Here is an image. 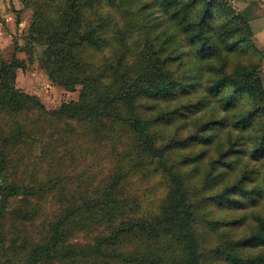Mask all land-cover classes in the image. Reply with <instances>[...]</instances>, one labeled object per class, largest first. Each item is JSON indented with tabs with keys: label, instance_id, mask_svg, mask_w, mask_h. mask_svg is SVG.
Instances as JSON below:
<instances>
[{
	"label": "trees",
	"instance_id": "obj_1",
	"mask_svg": "<svg viewBox=\"0 0 264 264\" xmlns=\"http://www.w3.org/2000/svg\"><path fill=\"white\" fill-rule=\"evenodd\" d=\"M20 1L26 58L0 56V263L6 217L32 223L55 195L62 208L22 239L18 264H264V48L251 24L264 5ZM35 59L52 82L81 85L78 100L48 109L20 88ZM75 135L87 167L39 162ZM135 179L153 182L135 196ZM81 231L98 234L74 242Z\"/></svg>",
	"mask_w": 264,
	"mask_h": 264
},
{
	"label": "rangeland",
	"instance_id": "obj_2",
	"mask_svg": "<svg viewBox=\"0 0 264 264\" xmlns=\"http://www.w3.org/2000/svg\"><path fill=\"white\" fill-rule=\"evenodd\" d=\"M237 5L239 8L242 6L239 4L238 1ZM32 11V10H31ZM32 19V16H31ZM24 34H22V37L24 38ZM19 45L20 43L16 41ZM24 42V39L22 43ZM17 43H12L7 46V59H11L13 54L17 52V55L20 57H25L26 54L20 50H17ZM42 49V48H41ZM17 84L20 88L25 90L26 92L37 94L43 103L47 106L48 109H55L59 105H61L63 102H69L71 100H78L81 90V85H77V87L74 90H68L54 82L50 79L47 71L42 68L39 64V62L35 59L33 62L29 63L27 68L22 69L19 68L17 73ZM40 122H36L35 126H38ZM39 137V136H38ZM73 137V136H72ZM86 137V136H85ZM85 137H74V142L69 145L70 148H64L63 145H60L57 142V149L55 151L51 152L49 154V157L39 159V162L46 167L48 161L51 159V157L54 158L55 162L58 165L63 166L65 168V172L67 173H73L76 169H81L82 167H87V164L90 163V161H93L94 154L91 153H80L75 152L71 154L72 152H69V149L73 147H79L82 145L80 143V139H83ZM90 142V138L84 140V145L88 144ZM43 145V139H39L38 145ZM35 146L34 150L39 151L40 146ZM101 164L104 168V171H108L109 167L111 166V162L106 157V153L103 149H100L99 151ZM13 158L17 159L18 156L13 154ZM23 160L26 161V156L21 157ZM60 159L62 161H60ZM110 165V166H109ZM21 169L19 170V174L26 177L27 181H30L33 175H31L32 167H30L31 171L26 170V168L21 164ZM15 174V173H14ZM153 181H144L142 179H135L131 183V187L128 190V193L132 195H139L144 191V189L151 185ZM8 207L9 210L13 209L16 204H18L17 200L10 199L9 200ZM62 208V205L55 199V195L52 197L50 196L47 199V203H45V211L44 215L40 218H37L34 222L28 223V222H22L20 218H16L10 215L6 217L4 220V229L3 233L7 236V247H8V254H7V264H18L17 259L19 260L22 257V254L24 251H22V248L24 247L23 238L29 236L30 234L37 235V237H41L43 235V231L45 229V225L47 224L48 220L53 218L55 214ZM12 224H16L17 228L20 229V238L18 242H16L12 247L9 245L11 240L16 236L14 232L11 230L15 229ZM98 234V231L94 232H87V231H81L75 237L73 238L74 242H85L88 237H95V235ZM1 264V263H0Z\"/></svg>",
	"mask_w": 264,
	"mask_h": 264
},
{
	"label": "crops",
	"instance_id": "obj_3",
	"mask_svg": "<svg viewBox=\"0 0 264 264\" xmlns=\"http://www.w3.org/2000/svg\"><path fill=\"white\" fill-rule=\"evenodd\" d=\"M258 1L264 5V0ZM239 4L243 8L248 5V2L241 0ZM263 14L262 8H256L255 14L251 18V24L255 30L258 44L264 48ZM31 16V9L24 8L20 0H0V56L7 59V46L16 41L22 44L24 39L22 34L27 32Z\"/></svg>",
	"mask_w": 264,
	"mask_h": 264
}]
</instances>
